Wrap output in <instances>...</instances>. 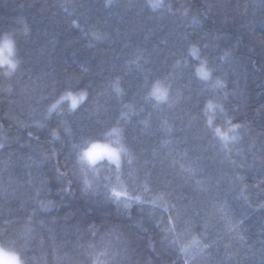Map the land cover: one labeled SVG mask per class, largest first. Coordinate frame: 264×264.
Returning a JSON list of instances; mask_svg holds the SVG:
<instances>
[{
  "label": "trees",
  "instance_id": "16d2710c",
  "mask_svg": "<svg viewBox=\"0 0 264 264\" xmlns=\"http://www.w3.org/2000/svg\"><path fill=\"white\" fill-rule=\"evenodd\" d=\"M161 3L0 0V247L22 264H264V0Z\"/></svg>",
  "mask_w": 264,
  "mask_h": 264
},
{
  "label": "rangeland",
  "instance_id": "374dc122",
  "mask_svg": "<svg viewBox=\"0 0 264 264\" xmlns=\"http://www.w3.org/2000/svg\"><path fill=\"white\" fill-rule=\"evenodd\" d=\"M6 45L10 46L11 48V51L8 50V47H6ZM13 63H14V45H13V42H12V39L10 37H6L0 44V65L1 66H7V67H12L13 66ZM73 101L77 102L78 99L77 98H74L73 100H71V103H73ZM73 108V107H72ZM109 148L113 149L116 151V153L118 154V157H119V163H120V160H121V155H120V152L115 149L114 147H111V146H108ZM85 158L91 163V164H96L97 162L99 161H103V160H106L110 163H113L115 165H118L117 164V161L115 160H110L108 159L107 157H103V158H100V159H97L95 161V163H93L92 161H90L88 159V157L85 155ZM0 249L3 250V252L5 253V255L3 257H0V264H12V259L13 258H16L18 259L19 261V264H22L19 257L15 254V253H12V252H8L6 250H4L3 248L0 247Z\"/></svg>",
  "mask_w": 264,
  "mask_h": 264
},
{
  "label": "snow or ice",
  "instance_id": "6c2138e0",
  "mask_svg": "<svg viewBox=\"0 0 264 264\" xmlns=\"http://www.w3.org/2000/svg\"><path fill=\"white\" fill-rule=\"evenodd\" d=\"M151 6L153 8H157L162 6L161 0H151ZM8 47V50L11 51L10 46L6 45ZM14 67V65H13ZM70 96V93L68 94ZM73 107H75V101H73ZM238 127V126H237ZM219 131V130H217ZM85 155L88 157L90 161L95 163L97 159L107 157L110 160H115L117 161V164L119 165V157L118 154L116 153L115 150L109 148L107 145H101V144H92L91 147L89 148L88 152L85 153ZM114 196L120 197L121 193H114ZM137 201H139V198H135ZM5 253L3 252L2 249H0V257H3ZM7 264V262H6ZM12 264H19L18 259L13 258L12 259Z\"/></svg>",
  "mask_w": 264,
  "mask_h": 264
}]
</instances>
